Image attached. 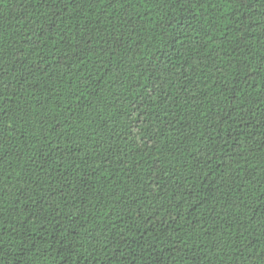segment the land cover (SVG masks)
I'll use <instances>...</instances> for the list:
<instances>
[{
    "label": "trees",
    "instance_id": "16d2710c",
    "mask_svg": "<svg viewBox=\"0 0 264 264\" xmlns=\"http://www.w3.org/2000/svg\"><path fill=\"white\" fill-rule=\"evenodd\" d=\"M0 224V264H264V0H0Z\"/></svg>",
    "mask_w": 264,
    "mask_h": 264
},
{
    "label": "snow or ice",
    "instance_id": "6c2138e0",
    "mask_svg": "<svg viewBox=\"0 0 264 264\" xmlns=\"http://www.w3.org/2000/svg\"><path fill=\"white\" fill-rule=\"evenodd\" d=\"M41 207V211H44L43 205L40 206ZM31 219V217H29ZM0 226H2V224H0Z\"/></svg>",
    "mask_w": 264,
    "mask_h": 264
}]
</instances>
